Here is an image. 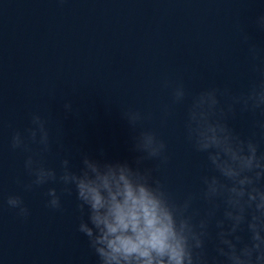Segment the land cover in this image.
<instances>
[{"label":"clouds","instance_id":"1","mask_svg":"<svg viewBox=\"0 0 264 264\" xmlns=\"http://www.w3.org/2000/svg\"><path fill=\"white\" fill-rule=\"evenodd\" d=\"M253 24L264 32V12ZM237 28L255 74L247 89L210 87L189 101L182 82H161L171 88V103L161 109L162 123L174 106L188 101L185 139L203 154L206 169L197 191L178 196L157 175L170 161L168 145L145 127L153 114L139 108L121 107L133 133L132 163L81 152L80 166L74 168L61 130L53 136L50 113L33 112L29 126L11 135L10 148L26 154L23 166L29 179L17 178L24 191L59 185L44 194L51 210H62V198L75 192L77 231L87 238L96 264H264V48L244 25ZM64 109L71 113V102ZM244 113L260 117L246 137L229 123ZM54 149L57 155L65 153L58 169L46 163ZM5 203L21 219L31 215L21 195H8Z\"/></svg>","mask_w":264,"mask_h":264}]
</instances>
